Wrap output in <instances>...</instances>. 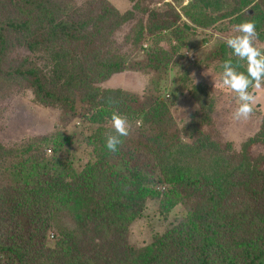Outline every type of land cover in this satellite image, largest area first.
I'll return each instance as SVG.
<instances>
[{
  "label": "trees",
  "instance_id": "obj_1",
  "mask_svg": "<svg viewBox=\"0 0 264 264\" xmlns=\"http://www.w3.org/2000/svg\"><path fill=\"white\" fill-rule=\"evenodd\" d=\"M239 2L240 6L249 3ZM96 3L85 0L83 9H77L70 0H0V101L12 93L8 83L21 80L38 102L72 113L75 96L83 89L99 91L96 83L139 71L128 66V56L113 39L132 15L102 6L94 12L91 6ZM163 18L149 12L144 25L133 29L132 41ZM178 19L167 23L168 28ZM246 21L255 24L256 38L264 43L263 12L236 23ZM127 95L120 90L102 91L113 104L116 101L115 108H127L122 103ZM213 112L211 105L202 118L210 120ZM96 113L91 118L101 119ZM147 117L142 126L151 123ZM155 123L157 128H146L155 129L147 139L170 140L163 120ZM106 130L111 132V126ZM41 144L29 140L14 148L0 145V264H44L41 258L47 254L55 255L56 261L62 254L61 264H175L169 253L173 240L188 249L182 264L264 261V152L251 154L255 146L264 148V119L238 153L229 154L198 130L189 143L178 142L163 153L157 147V165L166 183L196 186L195 197L202 203L194 214L195 227L168 230L140 249L126 242L129 223L140 216L150 198L140 174H120L101 156L66 180L70 165L34 150ZM165 158L170 162L165 163ZM51 229L56 230L53 248Z\"/></svg>",
  "mask_w": 264,
  "mask_h": 264
},
{
  "label": "rangeland",
  "instance_id": "obj_2",
  "mask_svg": "<svg viewBox=\"0 0 264 264\" xmlns=\"http://www.w3.org/2000/svg\"><path fill=\"white\" fill-rule=\"evenodd\" d=\"M84 1L70 0L77 9H83ZM92 1L99 2L92 4L94 12L101 11L102 6L113 8L120 15H132V20L117 30L113 39L115 47L128 56V66L134 65L139 71H126L96 83L99 91L83 89L75 96L72 113L59 105L38 102L27 83L11 81L8 83V90L12 91L10 97L0 101V145L14 148L29 140L42 142L41 148L34 147V150L47 159L56 156L70 165L67 174L64 173L66 180L80 174L101 156L120 174L138 172L143 186L150 191V198L140 216L129 223L126 242L131 248L140 249L168 230L186 231L189 226L195 227L194 214L202 203L195 197L196 186L187 188L166 183L157 165L156 159L160 157L156 155L157 147L163 153L178 142L189 143L198 130V134H204L233 154L261 127L264 82L260 88L250 86L253 111L247 119L236 120L233 113L240 103L238 96L221 85L220 73L222 63L231 60L236 71L244 70L246 74V63L232 56L224 40L235 34L232 28L236 22L264 14V0H248L246 6H240V0ZM149 12L163 14L164 18L153 22L151 30L133 42V29L144 25ZM176 19V24L168 28L167 23ZM162 23H166L164 28L159 26ZM253 46L264 50V43L257 38ZM20 55L21 52L18 59ZM193 86L196 89L190 90ZM103 90L127 93L122 99L127 108H115L116 101L113 104L109 97L102 96ZM211 105L214 112L210 120H204L202 116ZM129 111L134 112L132 116L126 115ZM95 112L102 115L101 119L91 118ZM113 112L125 117L130 125L115 155L105 147L110 133L106 129L111 126ZM145 114L151 123L142 126ZM159 119L163 120V129L171 139H151V142L147 136L155 129L146 128H157L155 121ZM94 139L98 141L93 142ZM263 152L261 145L251 149L255 157ZM164 162L170 161L165 158ZM63 221L68 224L67 219ZM49 234L53 248L56 230L51 229ZM170 244L173 250L169 253L173 254L175 264H182L188 258V249L178 240ZM60 258L56 261L55 255L47 254L41 259L44 264H61L62 254Z\"/></svg>",
  "mask_w": 264,
  "mask_h": 264
},
{
  "label": "clouds",
  "instance_id": "obj_3",
  "mask_svg": "<svg viewBox=\"0 0 264 264\" xmlns=\"http://www.w3.org/2000/svg\"><path fill=\"white\" fill-rule=\"evenodd\" d=\"M234 35L224 40L231 54L246 63V74L238 72L233 67L231 60H226L221 65L220 83L222 86L235 92L239 105L233 113V118L247 119L253 111L254 97L249 93L250 86L260 88L264 82V50L253 46L256 38L255 24L251 21L242 22L232 28ZM112 131L106 136L105 147L111 152H116L121 138L128 135L130 125L125 117L113 112L111 115Z\"/></svg>",
  "mask_w": 264,
  "mask_h": 264
}]
</instances>
